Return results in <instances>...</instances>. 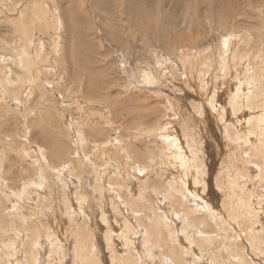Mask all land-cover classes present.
<instances>
[{
    "label": "rangeland",
    "instance_id": "1",
    "mask_svg": "<svg viewBox=\"0 0 264 264\" xmlns=\"http://www.w3.org/2000/svg\"><path fill=\"white\" fill-rule=\"evenodd\" d=\"M41 1L57 25L34 20ZM154 1L0 0V88L6 96L0 107V264H28L31 246L36 264H123L122 252L133 253L120 238L126 225L136 227L130 238L140 253L146 227L154 234L155 212L173 222L186 249L184 214L172 204L173 192L194 203L198 214L206 213L205 201L221 209L224 201L240 206L250 197L254 229H264V137L252 129L256 123L264 131V117L255 122L264 114V90L256 96L264 87V0H193L197 14ZM32 66L42 69L34 71L42 87L28 84ZM177 142L188 167L166 159L169 144ZM190 193L205 201L193 202ZM208 225L190 232L195 254L208 256L206 246L217 237L216 222ZM82 238L87 241L79 243ZM246 244L253 255L252 242ZM153 250L155 263L147 264L193 259ZM206 256L204 264L211 259ZM254 260L264 264L261 255Z\"/></svg>",
    "mask_w": 264,
    "mask_h": 264
},
{
    "label": "bare ground",
    "instance_id": "2",
    "mask_svg": "<svg viewBox=\"0 0 264 264\" xmlns=\"http://www.w3.org/2000/svg\"><path fill=\"white\" fill-rule=\"evenodd\" d=\"M36 1V0H35ZM40 1V0H39ZM149 2V5L150 4H153L154 3V5L156 4V1H154V0H148ZM1 2H2V0H1ZM29 2H31V1H29ZM139 2V1H138ZM158 2L160 3V4H165V3H168V5L167 6H170V5H173V10H175V12L177 13L179 10H190V12H188V13H192V14H197V12H196V8H195V5H194V2H193V0H158ZM28 3V2H27ZM37 3H39V2H37ZM37 3H34V4H37ZM44 3H45V1H44ZM29 4V3H28ZM27 4V5H28ZM33 4V5H34ZM139 4V3H138ZM45 5H47V2L45 3ZM44 5V6H45ZM114 5V4H113ZM148 5V6H149ZM158 5V4H157ZM3 6V5H2ZM43 2L41 1L40 2V4H39V6L37 7L36 6V8L38 9L39 7H41V8H39L38 10H36L35 9V11H36V13L33 15V17H34V20L36 19V16L38 17H40V19H42V20H44L43 22H45V23H47L48 24V22H49V20L51 21V23H53V24H56L54 21H55V17H54V21H53V17L51 18V14L53 13H50L49 11V15L47 14V13H45V12H43ZM224 6H225V4H224ZM1 7V6H0ZM33 7V6H32ZM31 7V8H32ZM34 7H35V5H34ZM47 7H48V5H47ZM146 7V6H145ZM157 7V6H156ZM160 7V6H159ZM49 8V7H48ZM54 8V7H53ZM149 8V7H148ZM24 9V8H23ZM26 9H28V7L26 6ZM51 9V8H50ZM55 9V8H54ZM105 9V8H104ZM138 9V8H137ZM150 9H152V8H150ZM25 10V9H24ZM23 10V11H24ZM29 10H30V7H29ZM28 10V11H29ZM106 10H108V8L106 9ZM135 10V9H134ZM133 10V11H134ZM27 11V12H28ZM44 11H47L46 10V7H45V10ZM103 11H105V10H103ZM136 11V10H135ZM25 12V11H24ZM55 12H57V11H55ZM137 12V11H136ZM9 13V12H8ZM23 13V12H22ZM29 13V12H28ZM34 13V10H32L31 11V15ZM140 13V12H139ZM188 13H186V14H188ZM24 14V13H23ZM48 16H47V15ZM68 14V13H67ZM106 14V13H105ZM133 14V13H132ZM136 14V13H135ZM137 14H138V12H137ZM134 15V14H133ZM201 15V14H200ZM29 16V15H28ZM27 15H26V18L28 17ZM92 16H96L95 14L94 15H92ZM131 16V15H130ZM199 16V15H198ZM24 17V16H23ZM38 17V18H39ZM57 17V16H56ZM71 17V16H70ZM28 19V18H27ZM134 19V18H133ZM30 20H31V18H30ZM29 20V21H30ZM33 20V19H32ZM60 20V19H59ZM68 20H69V18H68ZM73 19L71 18V21H72ZM13 21V20H12ZM11 21V22H12ZM29 21H27L28 23H30ZM38 21V20H37ZM57 21V20H56ZM121 21V20H120ZM123 21V20H122ZM38 23H42V21H40V22H38ZM61 23V22H60ZM69 23V22H68ZM32 24H34V22L32 23ZM27 25V24H26ZM36 25V24H35ZM44 25V24H43ZM57 25V24H56ZM75 25H77L76 23H74V26ZM107 25V24H106ZM36 26H38V25H36ZM42 26V25H41ZM53 26V25H52ZM61 26V25H60ZM59 26V27H60ZM69 26V25H68ZM70 26H71V23H70ZM27 27V26H26ZM25 27V28H26ZM32 27V26H31ZM51 27V26H50ZM49 27V28H50ZM58 27V26H57ZM73 27V26H72ZM71 27V28H72ZM36 28V27H35ZM55 28V27H54ZM53 28V29H54ZM71 28H70V31H71ZM38 30V29H37ZM50 30H52V28L50 29ZM61 30V29H60ZM68 30V29H67ZM106 30V29H105ZM30 31V32H29ZM31 32H32V29H28V28H26L25 29V31H24V33L25 34H28L27 36H31ZM41 32V31H40ZM45 32V31H44ZM59 32V31H58ZM106 32V31H105ZM46 33H47V30H46ZM56 33H57V31H56ZM71 33V32H70ZM75 33V32H74ZM107 33H110L109 32V30H108V32ZM251 33V32H250ZM252 33H253V31H252ZM60 34V33H59ZM73 34V33H72ZM16 35V34H15ZM43 35V34H42ZM107 35V34H106ZM109 35V34H108ZM16 36H18V35H16ZM56 37H57V35H55ZM72 36V35H71ZM35 37V36H34ZM45 37V36H44ZM50 37V36H49ZM52 37H54L53 35H51V37L50 38H52ZM48 38V37H47ZM54 39V38H53ZM41 40V39H40ZM228 40V39H227ZM55 41H57V40H55ZM55 41H53V42H55ZM38 42V41H37ZM224 42V41H223ZM36 43V42H35ZM39 43V42H38ZM43 44V43H42ZM58 44V43H57ZM56 44V45H57ZM34 45V44H33ZM41 45V44H40ZM55 45V44H54ZM60 45V44H59ZM221 45V44H220ZM52 46V45H51ZM68 46V45H67ZM34 47H35V45H34ZM53 47V46H52ZM51 47V48H52ZM28 48H29V46H28ZM48 48V47H47ZM54 48V47H53ZM60 48V47H59ZM69 48V47H68ZM74 48V47H73ZM191 48H193V47H191ZM224 48V47H223ZM228 48V47H227ZM17 49H18V47H17ZM32 49V48H31ZM166 49H167V47H166ZM30 50V49H29ZM33 50H34V48H33ZM222 50V49H221ZM225 50V49H224ZM231 50V49H230ZM69 51H70V49H69ZM30 52V51H29ZM23 53H24V51H23ZM31 53V52H30ZM29 53V54H30ZM72 53V52H71ZM169 53V52H168ZM34 54V53H33ZM36 54V53H35ZM37 54H39V53H37ZM32 56H34V55H32ZM72 58V57H71ZM71 58H70V60H71ZM206 58V57H205ZM74 58H72V60H73ZM206 60V59H205ZM204 60V61H205ZM224 60V59H223ZM252 61H253V65H256V63H254V58L253 59H251ZM74 62V61H73ZM59 64V63H58ZM50 65V64H49ZM54 65V64H53ZM213 65V64H212ZM41 66V65H40ZM211 66V65H210ZM217 66V65H216ZM75 67V66H74ZM74 67H73V69H74ZM1 68H2V66H1ZM41 68V67H40ZM37 69H38V67H37ZM55 69V68H54ZM53 69V70H54ZM72 69V68H71ZM73 69L71 70V71H73ZM3 70V69H2ZM24 70V69H23ZM39 70V69H38ZM36 71L35 69H34V67L32 66V70H29L28 71V73H29V75L31 74L32 76H31V78H30V80H29V82H28V84L29 83H31L33 80H35L34 81V87H42V81H41V76H39V77H37V78H35L34 79V71H35V73L36 72H40L42 69H40V71ZM45 70V69H44ZM50 70V69H49ZM58 70V69H57ZM5 71V70H4ZM25 71V70H24ZM74 71H75V69H74ZM218 71V70H217ZM237 71V70H236ZM21 72H23V71H21ZM51 72V71H50ZM53 72V71H52ZM59 73V72H58ZM74 73V72H73ZM239 73V72H238ZM41 74V73H40ZM53 74V73H52ZM56 74H57V72H56ZM206 74V73H205ZM2 75V74H1ZM24 75H25V73H22V76H21V78H20V84H22L23 83V81H24ZM36 75H37V73H36ZM59 75V74H58ZM76 75V74H75ZM148 75V74H147ZM209 75V74H208ZM58 77V76H57ZM148 77V76H147ZM230 77H232V76H230ZM7 78V77H6ZM59 78V77H58ZM74 78V77H73ZM144 78V77H143ZM246 78V77H245ZM47 79V78H46ZM91 79V78H90ZM89 79V80H90ZM55 80V79H54ZM237 80H238V78H237ZM253 78L251 77V78H249L248 80H247V83L248 84H250V83H253ZM238 81H240V79L238 80ZM242 81V80H241ZM91 82V81H90ZM44 83V82H43ZM28 84L27 85H25V86H28ZM53 84H54V82H53ZM94 84V83H93ZM243 84V83H242ZM31 85V84H30ZM46 85H48V84H46ZM88 85V84H87ZM92 85V84H91ZM237 85V84H236ZM89 86V85H88ZM33 87V88H34ZM91 88V87H90ZM95 88V87H94ZM97 88V87H96ZM246 88V87H245ZM21 89V88H20ZM25 89V88H24ZM23 89V90H24ZM26 89H28V88H26ZM37 89V88H36ZM35 89V90H36ZM45 89H46V87H45ZM86 89H87V87H86ZM250 89V88H249ZM29 90H30V88H29ZM98 90V89H97ZM264 90V87L263 88H261V90H259V92L257 93V95L256 96H258L259 98H260V96H259V94L261 93V91H263ZM31 91V90H30ZM33 91V90H32ZM31 91V92H32ZM46 91V90H45ZM42 92V94H44V95H46V93H48V92ZM53 91V90H52ZM36 92H39V91H36ZM91 92V91H90ZM98 92V91H97ZM27 93H28V91H27ZM32 93H34V92H32ZM52 93H54V92H52ZM94 93V92H93ZM39 94V93H38ZM242 94V93H241ZM249 94H250V92H249ZM51 96V95H50ZM55 96V95H54ZM38 97V96H37ZM40 97L42 98L43 97V95H41L40 94ZM52 97V96H51ZM242 97V96H241ZM5 98H6V96H5V93L3 92V90L0 88V107H1V105L2 104H4L3 103V100H5ZM53 98V97H52ZM51 98V99H52ZM153 98V97H152ZM216 98V97H215ZM243 98V97H242ZM36 100V99H35ZM243 100V99H242ZM11 101V100H10ZM26 102H27V100H26ZM256 102H258V98H257V100H256ZM9 103V102H8ZM218 103V102H217ZM248 103V102H247ZM252 103L253 104H255V100H253L252 101ZM216 104V103H215ZM243 104V103H242ZM9 106V105H8ZM25 106V105H24ZM235 106H236V108H235V110H238V107H239V105L237 106V103L235 104ZM243 106V105H242ZM7 107V106H6ZM23 107V106H22ZM27 108V107H26ZM19 109H20V107H19ZM35 109V108H34ZM32 110V109H31ZM31 110H28V112H30ZM33 111V110H32ZM35 111V110H34ZM33 111V112H34ZM244 112H247V111H244ZM32 113V112H31ZM258 113V112H257ZM260 113V112H259ZM6 114V113H5ZM30 114V113H29ZM241 114V113H240ZM248 114V113H247ZM242 115V114H241ZM251 115V114H250ZM245 117H247V116H244V118ZM264 117V114L263 115H261L259 118H257L256 120H255V122H257V121H259L260 119H262ZM244 121V120H243ZM53 123V122H52ZM105 123V122H104ZM49 124V123H48ZM232 124V123H231ZM108 125V124H107ZM54 127H56V126H54ZM70 127V126H69ZM111 127V126H110ZM161 127V126H160ZM163 127V126H162ZM78 128V127H77ZM76 128V129H77ZM72 129V128H71ZM253 131H255V132H258V138L260 139V138H263L264 137V131H260V128H259V126L255 123V125L253 126ZM154 130V129H153ZM51 131V130H50ZM72 131V130H71ZM78 131V130H77ZM161 131V130H160ZM51 132H53V131H51ZM55 132V131H54ZM158 133V132H157ZM120 134V133H119ZM161 134V133H160ZM53 135V134H52ZM79 135H80V133H79ZM88 135V134H87ZM143 135V134H142ZM24 136V135H23ZM55 136H56V134H55ZM82 136V135H81ZM90 136V135H89ZM66 137V136H65ZM84 137V136H83ZM97 138H98V136H97ZM108 138V137H107ZM163 138V137H162ZM27 139V138H26ZM125 139V138H124ZM44 140H46V139H44ZM56 140V139H55ZM123 140V139H122ZM161 140V139H160ZM260 140H262L261 141V147L262 148H264V145H263V139H260ZM42 141H43V138H42ZM117 141V140H116ZM3 142V141H2ZM47 142V141H46ZM54 142V141H53ZM52 142V143H53ZM95 142V141H94ZM107 142V141H106ZM126 142V141H125ZM38 143V142H37ZM49 143V142H48ZM54 143H56V141L54 142ZM53 143V144H54ZM82 143V142H81ZM250 143V142H249ZM1 144H3V143H1ZM24 144V143H23ZM44 144V143H43ZM84 144V143H83ZM92 144V143H91ZM109 144H111V143H109ZM115 144V143H114ZM122 144V143H121ZM128 144V143H127ZM29 145V144H28ZM32 145V144H31ZM48 145V144H47ZM97 145H99V144H97ZM1 146V145H0ZM22 146V145H21ZM24 146V145H23ZM91 146V145H90ZM89 146V147H90ZM96 146V145H95ZM95 146H94V148H95ZM111 146H113V145H111ZM38 147V146H37ZM44 146H42V148H43ZM99 147V146H98ZM107 147V146H106ZM115 147V146H114ZM113 147V148H114ZM117 147V146H116ZM115 147V148H116ZM228 147V146H227ZM39 148V147H38ZM20 149V148H19ZM22 149V148H21ZM46 149V148H45ZM78 149V148H77ZM83 149V148H82ZM85 149V148H84ZM168 149H169V154L168 153H166V159H168V160H174V161H178L180 164H182V165H186L187 166V160L188 159H186V157H185V155L182 153V152H179L180 150H181V148L179 147V145H178V142L177 143H173V144H169V146H168ZM3 150V149H2ZM23 150V152H24V150L25 149H22ZM22 150H19V151H22ZM44 150V149H43ZM253 150V149H252ZM1 151V150H0ZM5 151V150H4ZM35 151V150H34ZM251 151V150H250ZM2 152V151H1ZM23 152H21V153H23ZM31 153H32V151H30ZM36 152V151H35ZM34 152V153H35ZM45 152V151H44ZM44 152H42V154L44 153ZM67 152V151H66ZM94 152H95V150H94ZM93 152V153H94ZM110 152V151H109ZM26 153V152H25ZM103 153V152H102ZM249 153V152H248ZM40 154V153H39ZM79 154V153H78ZM78 154H76L75 153V155H76V157H77V155ZM37 155V154H36ZM263 155V154H262ZM26 156V155H25ZM24 156V153H23V158L25 157ZM28 156V155H27ZM30 156V155H29ZM5 157V156H4ZM17 157V156H16ZM39 157H40V155H39ZM65 157V156H64ZM30 158V157H29ZM80 158V157H79ZM122 158V157H121ZM66 159V158H65ZM64 159V160H65ZM81 159V158H80ZM27 160H28V158H27ZM249 159H247L246 161H248ZM21 161H23V160H21ZM30 161V160H29ZM121 161H123V160H121ZM244 161V160H243ZM263 161H264V159H263ZM31 162V161H30ZM83 162V161H82ZM10 163V162H9ZM153 163H156V161L154 160V162ZM262 163H264V162H262ZM253 165V164H252ZM256 165V164H255ZM37 166V165H36ZM251 166V165H250ZM33 167V166H32ZM39 167V166H38ZM188 167V166H187ZM238 167H240V166H238ZM40 168V167H39ZM52 168V167H51ZM89 168V167H88ZM213 168V167H212ZM212 168H211V170H212ZM54 169V168H53ZM208 169V168H207ZM35 170V169H34ZM45 170V169H44ZM247 170H249V169H247ZM252 170V169H251ZM2 171V170H1ZM37 171V170H36ZM39 171V170H38ZM250 171V170H249ZM90 172V171H89ZM143 172V171H142ZM197 172V171H196ZM250 172H252V171H250ZM2 173V172H1ZM135 173V172H134ZM193 173V172H192ZM207 173V172H206ZM253 173H255V172H253ZM259 173H261V172H259ZM258 173V174H259ZM47 174H48V172H47ZM188 174V173H187ZM194 174V173H193ZM256 174V173H255ZM49 175V174H48ZM135 174H133V176H134ZM209 175V174H208ZM215 175V174H214ZM64 176V175H63ZM137 176V175H136ZM139 176V175H138ZM187 176V175H186ZM251 176V175H250ZM49 177V176H48ZM212 177H213V175H212ZM253 177V176H252ZM51 178V177H50ZM138 178V177H137ZM255 178V177H254ZM24 179V178H23ZM45 179H47V178H45ZM69 179V178H68ZM57 180V179H56ZM63 180V179H62ZM82 180V179H81ZM188 180V179H187ZM199 180V179H198ZM220 180H221V178H220ZM2 181H3V183H4V180H3V178H2ZM196 181H197V179H196ZM224 181V180H223ZM253 181V180H252ZM256 181V180H255ZM259 181V180H258ZM23 182H24V180H23ZM71 182V181H70ZM7 183V182H6ZM30 183V182H29ZM40 183V182H39ZM39 183H37V185H39ZM49 183V182H48ZM90 183V182H89ZM218 183L220 184V181H219V179H218ZM230 184H231V190H232V196L234 197V196H236L235 195V186H236V184H235V181H230L229 182ZM243 183V182H242ZM246 183V182H245ZM252 183H254V182H252ZM256 183V182H255ZM54 184V183H53ZM58 184V183H57ZM68 184V183H67ZM85 184H86V182H85ZM131 184V183H130ZM190 184H191V182H190ZM209 184V183H208ZM225 184V183H224ZM5 185V184H4ZM3 185V186H4ZM25 185V184H24ZM42 185V184H41ZM50 185V184H49ZM48 185V186H49ZM52 185V184H51ZM189 185V184H188ZM255 185V184H254ZM10 186V185H9ZM15 186V185H14ZM43 186V185H42ZM91 186V185H90ZM51 187V186H50ZM131 187V186H130ZM191 187V186H190ZM190 187H188V188H190ZM198 187V186H197ZM202 187V186H201ZM250 187V186H249ZM249 187H247V188H249ZM26 188V187H25ZM56 188V187H55ZM192 188V187H191ZM216 188V187H215ZM214 188V189H215ZM2 189V188H1ZM1 189H0V191H1ZM26 189H28V188H26ZM38 189V188H37ZM52 189H53V186H52ZM198 189V188H197ZM209 189V188H208ZM207 189V190H208ZM228 189V188H227ZM250 189V188H249ZM57 190V189H56ZM187 190H189V189H187ZM193 190V189H192ZM195 190V189H194ZM200 190V189H199ZM26 191V190H25ZM29 191V190H28ZM38 191V190H37ZM217 191V190H216ZM39 192V191H38ZM191 192V191H190ZM229 193V192H228ZM1 194V193H0ZM27 194V193H26ZM39 194V193H38ZM208 194V193H207ZM221 194V193H220ZM40 195V194H39ZM173 195L174 196H176L178 199H180V200H177L176 199V197H173V199H172V204L175 206V207H177V213L178 214H184L183 215V219H184V221H185V225H184V228L182 229V231H183V234L185 235V238L187 239V241H188V243H189V247L188 248H186V249H184L183 247H182V244H179L178 243V239H177V235H176V233H175V229H174V226H173V222H171V221H169L167 218L165 219V221L166 222H164V218H163V215L162 214H160L159 212H155V214H156V216H154L153 217V223L154 224H156V226H155V229L153 230L154 231V234H150V232H149V228H147L146 227V232H145V238H144V236H143V238H144V243H143V247H142V250H141V252L140 253H138L137 252V250H135V243H133V239L134 238H130V235L132 234L133 236H135V228L133 229V226L128 222V224L126 225V228H125V232H124V234L120 237L121 239H124V241H125V244H126V242L128 243V249L129 248H131L130 250H133L132 252L133 253H127V254H124V251L122 252V255H121V252L119 253L121 256H119V258L121 259V262L123 263V264H147V262L150 260L152 263L154 262V257L156 256V254H157V251L156 250H153V247L154 246H158V247H160V249L161 250H164V249H168V250H170V251H172V256H174L175 254H177L178 256H182V255H186V256H189V257H191V258H193L192 259V261L190 262V260L189 259H187V260H189V261H187L185 258V260H179L180 262H176V260H174V264H186V263H188V264H200V262L201 263H203V262H205V261H203V257L204 256H206V255H203V250H200L199 251V253H197V254H195V251H194V253L192 252L193 250V248H192V245L193 244H196V241L193 239V237L190 235V232L191 233H194V232H196V231H199V230H205L206 229V227H210L208 224H209V221H213V222H216V233L214 234V236H217L215 239H214V243H209V240H208V238H205V240H203L202 242L203 243H209L206 247H207V250L206 251H208V256H206V259H209V258H211L210 260H209V262H207L208 264H215V262L217 261L218 263L217 264H260V262H257V261H255L254 260V256H257V255H261L263 258H264V229L261 231V232H256V229H254L255 227L254 226H256V223H257V213L255 212V209L253 208V206L251 205V203H250V201L252 202V200L250 199V197L248 198V199H246V200H242V202L240 203V206H238L237 204H234V202L235 201H233V200H227V201H224L223 203H222V206H221V209H216V206H212L211 204H212V202H211V204H210V202L208 203V202H206L205 201V196H204V200L203 199H200V197H198L197 195H194V194H192V193H190V195H189V197L190 198H192V200H193V202H195V199H197V198H199L200 200H202L203 202L205 201V204H204V207H205V210H206V213L204 212V213H202V214H198V212H197V209H196V207L194 206V203H193V205H191V206H188L187 205V203H186V197H182L180 194H178V193H175V192H173ZM61 196V195H60ZM152 196V195H151ZM181 196V197H180ZM201 196V195H200ZM217 196V195H216ZM223 196V195H222ZM221 196V197H222ZM69 197V196H68ZM207 197V196H206ZM209 197V196H208ZM215 197V196H214ZM2 198V197H1ZM7 200H9V196L8 197H5ZM203 198V197H202ZM4 199V198H3ZM68 199V198H67ZM69 199H71L70 197H69ZM68 199V200H69ZM219 199V198H218ZM56 200V199H55ZM213 200V199H212ZM6 201V200H5ZM89 201V200H88ZM211 201V200H210ZM70 202V201H69ZM214 202H215V200H214ZM255 202V201H254ZM59 203V202H58ZM199 203V202H198ZM253 203V202H252ZM219 204V203H218ZM165 205V204H164ZM197 206V205H196ZM84 207V206H83ZM167 207V206H166ZM183 207V211H182V209H180V208H182ZM7 208V207H6ZM26 208V207H25ZM24 208V209H25ZM41 208V207H40ZM52 208V207H51ZM200 208V207H199ZM28 209V208H27ZM75 209V208H74ZM94 209V208H93ZM161 209H162V207H161ZM4 210V209H3ZM6 210V209H5ZM20 210V209H19ZM84 210V209H83ZM97 210V209H96ZM170 210V209H169ZM83 212H86V211H83ZM93 212H95V211H93ZM106 212V211H105ZM262 212V211H261ZM27 213V212H26ZM104 213V212H103ZM219 214V215H217V214ZM107 214V213H106ZM263 214H264V212H263ZM86 215V214H85ZM94 215V214H93ZM262 215V214H261ZM37 216V215H36ZM124 216V215H123ZM107 217H109V216H107ZM130 217V216H129ZM259 217V216H258ZM131 218V217H130ZM128 219V218H127ZM171 219H172V217H171ZM261 219V218H260ZM132 220V219H131ZM262 220H264V219H262ZM111 221V220H110ZM258 221H260L259 219H258ZM108 222V221H107ZM177 222V221H176ZM175 222V223H176ZM181 222V221H180ZM195 222V223H194ZM132 223V222H131ZM75 224H76V222H75ZM237 224V227H238V229H237V227L235 226ZM260 224H261V222H260ZM177 225V224H176ZM179 225H180V223H179ZM178 226V225H177ZM111 227V226H110ZM263 227V226H262ZM111 230V229H110ZM162 230H166L168 233H169V237L168 238H162ZM196 230V231H195ZM236 230H241V232L239 233L238 231H236ZM34 231H36L35 229H34ZM257 231H258V229H257ZM113 232V231H112ZM142 232V231H141ZM152 232V231H151ZM53 233V232H52ZM139 233V232H138ZM140 234V233H139ZM22 235V234H21ZM128 235V236H127ZM95 236V235H94ZM140 236V235H139ZM51 238V237H50ZM77 238H78V236H77ZM89 238H93V237H90V235H89ZM114 238V237H113ZM181 238V237H180ZM23 239V238H22ZM135 240V239H134ZM251 241L252 242V253H253V255H249V253L248 252H246V250H247V244H246V241ZM53 241V240H52ZM87 241V239L86 238H82V241L81 242H79V243H85ZM113 241V240H112ZM136 241V240H135ZM142 241V240H141ZM180 241H182L181 239H180ZM93 242V241H92ZM143 242V241H142ZM59 243H61V242H59ZM137 243V242H136ZM181 243H183V242H181ZM39 244H41V243H39ZM37 245V244H36ZM59 245V244H58ZM61 245V244H60ZM59 245V246H60ZM116 245H118V244H116ZM137 245V244H136ZM184 245H186V244H184ZM183 245V246H184ZM18 246V245H17ZM39 246V245H38ZM62 246V245H61ZM81 246V245H80ZM89 246V245H88ZM93 246V245H92ZM95 246V245H94ZM9 247H11V246H9ZM19 247V246H18ZM17 247V248H18ZM37 247V246H36ZM43 247V246H42ZM186 247V246H185ZM14 248V247H13ZM17 248H15V249H17ZM70 248H72V247H70ZM84 248L86 249V246L84 245ZM140 248V247H139ZM138 248V249H139ZM43 249H44V247H43ZM73 249H74V247H73ZM19 250V249H18ZM22 250V249H21ZM40 250V249H39ZM64 250V249H63ZM69 250H71V249H69ZM130 250H128V251H130ZM86 251H88V249H86ZM44 252V251H43ZM85 252V251H84ZM40 253V252H39ZM86 253V252H85ZM112 253L113 254H115V251L114 250H112ZM42 255V254H41ZM40 255V256H41ZM69 256V255H68ZM17 258H18V256H16ZM28 257H29V261H28V264H36L35 263V261H34V251L32 250V246H31V248H30V252H29V254H28ZM21 258V257H20ZM51 258V257H50ZM77 258V257H76ZM80 258V257H79ZM159 258V257H158ZM14 259V258H13ZM37 259V258H36ZM205 259V260H206ZM26 260V259H25ZM39 260V259H38ZM77 260V259H76ZM8 261H9V259H8ZM21 262H22V260H20ZM40 261V260H39ZM149 261V262H150ZM207 261V260H206ZM6 262V261H5ZM4 262V263H5ZM25 262V261H24ZM47 262H49V260L47 261ZM46 262V263H47ZM52 262V261H51ZM159 262H162V261H159ZM164 262H166V261H163L162 263H164ZM0 263H2V262H0ZM14 263V262H13ZM38 263H40V262H38ZM76 263H77V261H76ZM155 263V262H154ZM161 263V264H162ZM9 264H12V263H9ZM26 264V263H25ZM42 264V263H41ZM63 264H64V262H63ZM156 264H157V262H156ZM169 264V263H168ZM204 264V263H203Z\"/></svg>",
    "mask_w": 264,
    "mask_h": 264
}]
</instances>
